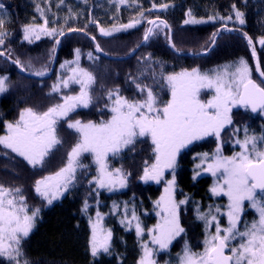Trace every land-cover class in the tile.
<instances>
[{
    "label": "snow or ice",
    "instance_id": "obj_1",
    "mask_svg": "<svg viewBox=\"0 0 264 264\" xmlns=\"http://www.w3.org/2000/svg\"><path fill=\"white\" fill-rule=\"evenodd\" d=\"M118 2L125 4L127 0ZM160 7L167 9L168 5L162 4ZM233 8L235 9V5ZM4 9L5 5L0 3V48H3L8 35L4 30ZM188 16L185 24L200 22L192 17L190 11ZM243 17L242 12L235 10V19L240 24L245 23ZM232 19L231 15L227 17V20ZM142 22L144 17L141 13L140 19L132 20L121 28H100V34L112 36L113 31L126 30ZM146 22L152 27L145 30L144 42H148L150 37L156 34L155 29L170 30V26L164 21L157 23L148 19ZM47 25V19H44L42 25H25L22 30L23 39L31 43L34 39L39 40L41 35H64L63 29H49ZM69 31L78 30L69 28ZM92 40L95 41V37H92ZM247 40L251 54L256 58V70L264 77L255 44L250 37ZM54 43L59 45L60 40L55 39ZM258 43L264 48V37L260 38ZM172 47L175 48V45ZM52 51L54 53L55 48ZM95 51L103 52L99 43L95 44ZM0 56H5V51H0ZM87 56L90 60L99 59L92 52L87 53ZM75 57V60L65 61L60 65L67 74L58 77L51 86L48 95L59 94L58 102L48 106L46 110L32 107L22 109L15 121L5 122L6 133L0 135V146L23 157L35 169L43 167L45 158L52 149L62 143L57 134L59 121L64 120L67 127L78 134L77 142L66 155V164L54 174L43 176L35 182L34 191L50 205L53 200L68 191L70 185L74 186L77 169L87 167L81 161L84 153L91 154L92 162L96 166V174L89 180V184L97 195L99 189L111 192L126 188L131 173L122 168H110L109 155L116 158L124 149L133 151L130 146L137 140L150 138L154 160L151 164L144 162L140 179L145 183L154 181L160 184L163 181V194L154 201L158 222L145 229L135 206L129 210L128 205L124 204L121 223L131 229L135 222V233L141 238V255L137 264H157L160 253L167 252L172 241L185 232L179 221V207L186 204L188 198L185 197L179 202L175 198V168L181 150L208 136H214L220 141L221 131L233 123V108H244L252 113L259 112L264 115V80L257 83L252 78V69L244 58L211 73H202L197 68L166 75L160 73L162 81L156 79V73L153 71V83L160 84L161 88L167 87L170 91L167 101L160 100L158 93L148 84L134 81L140 99H128L118 88L107 90L104 108L110 113L109 118L99 122H82L68 118L78 108H88L96 100L92 87L96 83V77L93 72L80 66V49L75 50ZM8 58H11L10 54ZM51 59L50 56L49 62ZM12 63L17 65L21 72L27 71L19 59L13 60ZM29 67H32L31 64ZM47 74V65L31 72V75L38 77ZM8 81V76H0V94L9 90ZM73 85H78V89L72 88ZM62 89L71 91L62 92ZM202 92L206 96L210 95V98L201 99ZM230 131L238 133L240 129L233 126ZM234 144L239 150L230 156L224 155L218 144L214 153H203L199 157V163L195 166L199 171L195 172L193 178L201 172L209 173L215 178L209 190L211 195L226 198L227 203L215 207L209 205L208 210L203 212L199 207L195 209L196 218L203 222L204 228L201 250H194L185 240L175 264H264V135H250L245 127L243 137L235 139ZM3 154L8 156L7 152ZM166 172L171 179H165ZM245 202L255 213V218L242 222ZM119 207L113 204L112 211H117ZM87 209L88 204L85 201L84 211L87 212ZM39 211V208H29L22 188L0 184L2 264H28L27 259H22V244L32 231ZM103 219V215L97 210L95 220L91 221L89 245L93 257L110 252L112 232L104 227ZM221 219L226 220V226L221 224Z\"/></svg>",
    "mask_w": 264,
    "mask_h": 264
},
{
    "label": "trees",
    "instance_id": "obj_2",
    "mask_svg": "<svg viewBox=\"0 0 264 264\" xmlns=\"http://www.w3.org/2000/svg\"><path fill=\"white\" fill-rule=\"evenodd\" d=\"M66 1L68 4L59 5V0H0L8 14L4 25L8 35L0 51H5L7 56L10 54L13 60L19 59L27 70L34 66L48 65L51 56L48 67L50 72L55 53L52 51L55 48L54 40L59 37L29 43L23 39L22 31L25 25L43 23L46 16L49 18L50 27L63 29L64 33L68 32L69 28H76L78 31L96 37L104 51L108 49L117 52L116 56L123 57L133 53L142 42L145 29L141 26L137 30L120 34L115 38L100 37L97 33L98 25L108 27V23L103 21L107 22L111 19L110 12L114 14L113 19L120 17L119 21L126 23L136 20L140 12H144V21L148 17H160L170 26L176 51L187 54L208 51L219 29L223 27L216 43L203 57L174 54L169 47V29H161L155 30L156 34L150 37L142 49L133 58L125 61L104 59L94 53L93 41L87 36L78 33L69 34L61 43L57 64L72 59L76 49H80L83 54L93 52L96 57H99L100 64H106V68L102 65L93 68L84 59L82 66L93 72L96 77V83L93 85L96 100L88 108L72 113L69 120L75 118L82 122H99L102 119H108L110 113L104 108L107 90L118 88L124 97L140 99L135 83L140 81L152 87L158 93L160 100L167 101L170 98V91H167L165 87L161 88L160 84L153 83L152 80L153 71H155L156 79L161 81L157 75V68L147 70L145 62L140 63L142 61L140 59L145 58L146 55L172 66L176 72L194 68L203 70L220 63H235L240 58L247 59L253 65L252 50L247 40L250 37L255 44L264 71V48H261L258 43V40L264 37V0H138L140 3L138 10H122L119 15L109 8V0H89L87 5H76L73 1ZM162 4H167V9L161 8ZM72 6L75 9H72L70 13L68 11ZM155 8H161L162 12L150 13V9ZM235 10L244 14L243 25H239L235 19ZM189 11L192 17L200 20L213 19V21L209 25L202 26L185 24L184 21L189 19ZM230 15L233 19L227 20ZM67 17L72 20H67ZM89 21L102 23H89ZM228 28L233 31H228ZM203 62L207 64L203 65ZM29 64L32 67H29ZM4 75L9 77L10 88L0 98V135L5 132V122L15 121L22 109L32 107L37 110H46L48 106L58 102L59 94L48 95L54 75L44 81L31 79L19 74L14 65L0 57V76ZM254 78L257 79L255 76ZM234 115L235 120L231 127L224 132V138L231 140V145L233 134H235L230 131L233 126L240 131L247 127L248 132L264 135V118H261L259 114L253 115L249 110L240 109ZM57 134L62 143L53 148L49 156L45 158L43 167L35 169L15 153L0 146V184L5 187L22 188L29 208L40 209L34 229L23 241L22 259H27L28 264H137L141 255V239L137 237L135 231L127 230L121 223V219L112 213V208L113 204L120 207L127 204L135 206L137 215L143 210L150 213L152 202L162 194L161 183L157 184L154 181L145 183L140 179L144 162L148 161L151 164L154 160L150 138L137 140L130 146L134 149L133 151L127 149L115 159L114 163L118 168L131 173L124 190L112 195L102 193L97 195L93 186L89 184V180L96 174V166L90 154L84 153L81 161L87 167L78 168L77 190L55 205L49 206L34 191L35 182L43 176L54 174L63 167L66 164L67 153L78 139V134L73 129H69L64 120L59 122ZM228 145H230L229 142ZM216 146L217 140L211 138L193 144L179 155L175 168V198L177 202L185 197L188 198V202L179 207V218L185 232L176 240L172 251L160 256L161 262H165L167 257L172 258L173 255L180 253L185 240L194 250H201L204 228L203 222L196 218L195 209L199 207L203 212L213 199L209 194V178L198 180L193 178L194 157L205 152L211 153ZM230 149L231 146L228 150ZM5 152L8 153L7 157L3 154ZM85 201L88 204L87 212L84 211ZM97 210L107 217L106 225L112 232V240L109 253H100L97 257H93L89 249L90 223L96 216ZM150 219L151 217L144 218V222Z\"/></svg>",
    "mask_w": 264,
    "mask_h": 264
},
{
    "label": "rangeland",
    "instance_id": "obj_3",
    "mask_svg": "<svg viewBox=\"0 0 264 264\" xmlns=\"http://www.w3.org/2000/svg\"><path fill=\"white\" fill-rule=\"evenodd\" d=\"M60 1V0H59ZM75 2L76 3V5H84V4H86L89 0H70V2ZM100 1H104V0H100ZM68 4V1H66V0H63V2L61 3H59V5H63V4ZM88 4V3H87ZM86 4V5H87ZM76 5H74L75 7H78V6H76ZM140 6V3H139V1L138 0H127V2L125 3V4H120L119 2H118V0H109V8L110 9H112L113 11L115 10V14L116 15H119L120 13H122L121 11L122 10H124V11H126V10H132V9H136V10H138V7ZM72 9H75L73 6L71 7V9L68 11V12H70V13H72ZM152 10L153 9H150V13H152ZM141 13L143 14V17H144V12H140V15L139 16H137V18H136V20H138V19H140L141 18ZM2 14H3V18H4V20H5V22L7 21V19H8V14H7V12H6V10L4 9L3 11H2ZM157 14H159V13H157ZM109 17H111V19H109V21H112V22H115V23H108V27H106V28H104V27H101V26H99L98 25V30H97V33H98V35L100 36V37H103V38H115V37H117L118 35H120V34H125V33H128V32H132L133 30H135V29H137L140 25H142L143 23H139V24H137L135 27H132V28H128V29H126V30H124V29H121L120 31H113V35L112 36H102L101 34H100V28H103V29H105V30H113V29H116V28H121V26L122 25H126V24H128L129 22H127V23H119V19H121L120 17H119V19H113V17H114V14H113V12H110L109 13ZM153 18V17H152ZM160 18V17H159ZM159 18H157V19H159ZM193 18H195V17H193ZM44 19H47L48 20V25H47V27L49 28V29H52L53 27H50L49 25H50V21H49V18L46 16ZM67 20H72V19H70V18H66ZM148 19H151L150 17H148L147 18V20ZM197 21H200L199 23H188L189 25H193V26H202V25H209L212 21H213V19H210V20H200V19H197V18H195ZM146 20V21H147ZM44 21V20H43ZM146 21H144L145 23H147ZM159 23V22H158ZM43 23H41V24H35V25H42ZM239 25H243V24H240V23H238ZM58 30V29H57ZM159 30V29H158ZM56 36H47V35H41V37H40V39L39 40H33L34 42H38V41H40V40H43V39H45V38H49V39H54ZM28 42V41H27ZM260 46V45H259ZM261 47V46H260ZM104 52H106L107 54H110V55H112L113 54V56H116L117 55V52H114V51H111V50H108V49H106V51H104ZM93 53V52H92ZM93 55H94V53H93ZM73 58L72 59H70V60H64L63 62H61V63H59V64H57V66H56V70H55V74H54V80H53V82H52V85H53V83H55L56 81H57V79H58V77H61V76H63V75H66L67 73L64 71V70H62L61 68H60V65L62 64V63H64L65 61H73V60H75V53L73 54ZM95 56V55H94ZM84 59H86V61L93 67V68H97V67H99V66H103L104 68H106V64L104 65V64H100V61H99V59L98 60H90L89 58H88V56H87V53L86 54H83V53H81V58H80V61H79V63H80V66L82 67V68H84L82 65H83V62H84ZM140 60H142V61H140V63H144L145 62V64H146V69L148 70H150V69H154V68H157V75H158V78L162 81V77L160 76V73H163V74H170V73H173V72H176L175 70H174V68L172 67V66H168L167 64H165V63H163V62H161V61H159V60H155V59H153L151 56H146L145 58H142V59H140ZM247 62H248V64H249V66H250V68L252 69V78L253 79H255L254 78V68H253V65H251L250 63H249V61L247 60V59H245ZM207 64V62H203V65H206ZM232 64H234V63H220V64H214V65H212L211 67H209V68H205V69H200V68H197V69H199L202 73H211L213 70H221L224 66H226V65H232ZM49 65H50V62H49V64L47 65L48 67H49ZM145 66V65H144ZM41 68V66L40 67H37V66H34V67H32V68H28V70H27V72L28 73H30L31 74V72L33 71V70H37V69H40ZM169 69V70H168ZM189 71H191V70H189ZM178 73V72H177ZM48 74H49V70H48ZM44 81V80H43ZM78 85H73L72 86V88H77L78 89ZM93 87V86H92ZM166 88V90L167 91H169V89L167 88V87H165ZM64 91H71V89H62V92H64ZM3 94H0V98H1V96H2ZM207 98H210V95H205L203 92H202V94H201V99H207ZM79 109H85V108H78L77 110H79ZM245 110L244 108H233V110H232V122L235 120L234 119V117H235V112L237 111V110ZM76 110V111H77ZM75 111V112H76ZM74 113V112H73ZM72 114V113H71ZM70 114V115H71ZM69 115V116H70ZM259 116H261V118H264V115H261V114H259ZM62 121V120H61ZM61 121H59V122H61ZM59 124V123H58ZM58 126V125H57ZM229 127H231V125L230 126H226L222 131H221V136H220V141H217V146H218V144H219V146L222 148V151H223V154L224 155H226V156H230V155H232L233 153H234V151H237V150H239L238 149V146H236L235 144H234V140L235 139H237V138H242L243 137V130H241L240 132H238V133H235V134H233V136L234 137H232V145H231V140L229 141V139H225L224 138V132L227 130V129H229ZM6 133V129H5V132L2 134V135H4ZM249 134L251 135V134H255L257 137H259V136H261V134H257V133H254V132H249ZM211 138H214L215 139V137L214 136H212ZM211 138H208V139H211ZM208 139H203V140H208ZM202 140V141H203ZM228 142L230 143V145H228ZM228 145V146H227ZM217 146H216V148H217ZM226 146H227V148H226ZM231 146V149L230 150H228V148ZM56 147V146H55ZM54 147V148H55ZM216 148L211 152V153H209V152H205V153H208L209 155H211L212 153H214L215 152V150H216ZM227 149V150H226ZM53 150V149H52ZM127 149H124L116 158H113L111 155H109V166H110V168H118L117 166H116V164L114 163V161H115V159H117V158H119L125 151H126ZM85 154H89V153H85ZM201 154H203V153H201ZM201 154H197L195 157H194V160H195V163H194V174H195V172L196 171H199L198 169H196V164L197 163H199V157L201 156ZM90 156H91V154H90ZM22 159H23V157H21ZM91 158H92V156H91ZM178 158H179V156L177 157V161H178ZM177 165V164H176ZM77 173H78V169H77V172H76V175H77ZM209 178V183H210V188H211V186H212V184H213V182H214V180H215V178L214 177H212L209 173H207V172H201V174L199 175V176H196L195 178L198 180V179H201V178ZM165 179L167 180V179H171V177H170V175L168 174V173H166L165 174ZM161 184H162V194H163V187H164V185H163V181L161 182ZM175 185H176V182H175ZM125 188H122V189H120V188H118V189H116L115 191H108L107 189H99V193H102V194H105V195H112V194H115V193H118V192H120V191H122V190H124ZM77 190V183H76V180L74 181V186L73 185H70L69 186V188H68V191H66V192H64L63 193V195L62 196H60L58 199H55V200H53V202L50 204V205H55L56 203H58V202H60L61 200H63L65 197H67V196H69V195H71V194H73L75 191ZM210 190V189H209ZM161 194V195H162ZM209 194H210V196H211V198L213 199V202H211V203H208L207 204V206L205 207V209L203 210V211H207L208 210V206L209 205H211V206H213V207H215V206H217V205H220V206H223L224 204H226L227 203V201H226V198H223V197H215V196H212L211 195V193H210V191H209ZM38 195V194H37ZM160 195V196H161ZM41 197V196H40ZM42 198V197H41ZM43 199V198H42ZM159 199V198H158ZM157 199V200H158ZM46 201V200H45ZM156 201V200H155ZM46 203H47V201H46ZM245 204H246V206H245V211H244V214H243V216H242V222L243 221H251L252 219H254L255 218V213L252 211V210H250L248 207H247V202H245ZM49 205V204H48ZM49 205V206H50ZM128 208H129V210H131L132 209V206H128ZM151 208H152V211L150 212V213H147V211H140L141 213L138 215L139 217H140V221H141V223H142V226L145 228V229H148V228H151V227H153L157 222H158V217L155 215V212H154V201L152 202V205H151ZM112 213L114 214V215H116V216H118V218H120L121 220H122V218H123V206H121V207H119V209L117 210V211H112ZM103 215V217H104V219H103V225H104V227L106 228V229H110L107 225H106V219H107V217L104 215V214H102ZM148 217H151V219L150 220H147V222L145 223L144 222V218H146V219H148ZM95 218H96V216L93 218V220L92 221H94L95 220ZM179 221H180V218H179ZM35 223H36V219H35ZM221 224L222 225H225L226 226V220L225 219H221ZM180 225H181V222H180ZM34 227H35V224H34ZM34 227H33V229H34ZM127 228V227H126ZM32 229V230H33ZM127 230H129V231H135V222H133V225H132V227H131V229H129V228H127ZM90 233H91V223H90ZM182 235V233L179 235V236H177L173 241H172V244L170 245V248H169V250L167 251V252H161L160 253V255H159V257L157 258V264H165V262H168V264H175V260H176V257H177V255L176 256H174L173 255V257L172 258H169V257H167V259L165 260V262H161V260L162 259H160V256L161 255H163V254H167V253H169V251L171 250L172 251V248L174 247V244L176 243V240L177 239H179L180 238V236ZM146 236H147V232H145V238H146ZM91 237V236H90ZM140 238V237H139ZM141 239V238H140ZM89 249H90V245H89Z\"/></svg>",
    "mask_w": 264,
    "mask_h": 264
},
{
    "label": "water",
    "instance_id": "obj_4",
    "mask_svg": "<svg viewBox=\"0 0 264 264\" xmlns=\"http://www.w3.org/2000/svg\"><path fill=\"white\" fill-rule=\"evenodd\" d=\"M161 11H162L161 8H155V9L152 10V13H153V14H157V13H160ZM152 20H155L157 23L160 22V21H164V20L161 19V18H159V19H152ZM149 27H152V26L149 25ZM228 29H229V28H228ZM222 30H223V27H221V28L219 29L218 34H217V36H216V38H215V40H214V42H213V44L211 45V47H210L209 50H211L212 47L214 46V44L216 43V41H217L218 37L220 36V33L222 32ZM231 31H233V29H231ZM73 33H78V34L85 35V36H87L91 41H93V40H92V36L88 35L87 33L83 32V31H75V32L68 31V32L64 33L63 36H59L58 39L60 40V43H59V45H56V44H55V53H54V57H53V60H52V64H51L50 72H49V74H47L46 76H43V77L33 76V75H31L30 73H28L27 71H25V72H21L20 69H19V67H18L17 65H15V64L12 63L13 59H11V58L9 59L8 56L6 55V53H5V56H0V57L6 59L7 61H9L12 65H14V66L16 67L18 73L21 74V75H23V76H25V77H29V78H31V79H35V80H39V81L48 80V79H50V78L53 76V74H54V72H55V69H56V66H57V63H58V57H59L60 47H61V43H62L63 39H64L66 36H68L69 34H73ZM169 37H170V39H168V40H169V47H170L171 51H172L174 54L178 55V56H186V57L201 56V57H202V56H205V55L208 53V51H209V50H208V51H205V52L200 53V54H191V53H190V54H187V53H180V52L176 51L175 48L172 47V45H173V40H172V31H171V29L169 30ZM93 42H94V44L97 43L96 40L93 41ZM145 43H146V42H144V40H142V42L137 46V48L134 50L133 53H131V54L128 55V56H124V57H123V56H113V55L107 54V53L104 52V51H103V52H96V51H95V47H94V53L97 54V55H100V56L103 57L104 59H107V60H110V61H125V60H129V59L133 58V57H134V56H135V55H136V54L142 49V47L145 45ZM101 49H102V48H101ZM256 54H257V52H256ZM257 57L259 58L258 54H257ZM252 59H253V67H254V72H255L256 77H257L260 81H261V80H264V77H261L260 74H259V72L256 70V67H255V65H256V58H254V57L252 56ZM259 62H260V70L263 71V67H262V63H261L260 58H259ZM255 81H256V80H255ZM251 113H252V112H251ZM258 113H259V112H257V113H252V114L257 115Z\"/></svg>",
    "mask_w": 264,
    "mask_h": 264
},
{
    "label": "flooded vegetation",
    "instance_id": "obj_5",
    "mask_svg": "<svg viewBox=\"0 0 264 264\" xmlns=\"http://www.w3.org/2000/svg\"><path fill=\"white\" fill-rule=\"evenodd\" d=\"M157 18H159V17H153V18H151V20H152V19H157ZM118 21H119V20H118ZM89 23H102V22H100V21H94V22H93V21H89ZM103 23H115V22H112V21L104 22V21H103ZM119 23H126V22H125V21H119ZM142 23H143V24L140 25L139 27L142 26V28L146 30V29L149 27V24H147V23H145V22H142ZM139 27H138V28H139ZM138 28H137V29H138ZM137 29H136V30H137ZM155 30H158V29H155ZM159 30H161V29H159ZM95 40L97 41L96 37H95ZM97 43H99V42L97 41ZM93 44H94V42H93ZM99 45H100V43H99ZM94 47H95V44H94ZM100 47L102 48V46H100ZM102 49H103V48H102ZM103 51H104V50H103ZM146 56H149V55H146ZM211 137H212V136H208V137H205L204 139H208V138H211ZM200 141H202V140H200ZM200 141H195V142H193V144H195V143H197V142H200ZM193 144L189 145V146H188L187 148H185V149H182V150H181V153L184 152L185 150H187V149H188L189 147H191ZM181 153H180V154H181ZM166 173H167V172H166ZM166 173H165V174H166Z\"/></svg>",
    "mask_w": 264,
    "mask_h": 264
}]
</instances>
